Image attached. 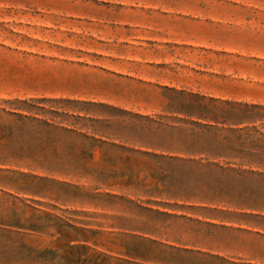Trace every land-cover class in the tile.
<instances>
[{
    "label": "rangeland",
    "instance_id": "1",
    "mask_svg": "<svg viewBox=\"0 0 264 264\" xmlns=\"http://www.w3.org/2000/svg\"><path fill=\"white\" fill-rule=\"evenodd\" d=\"M226 113L255 121L238 134L264 149V0H0V126L15 128L0 144L34 149L0 165V264H124L137 239L173 246L144 231L165 211L157 158L232 136L199 119Z\"/></svg>",
    "mask_w": 264,
    "mask_h": 264
},
{
    "label": "trees",
    "instance_id": "2",
    "mask_svg": "<svg viewBox=\"0 0 264 264\" xmlns=\"http://www.w3.org/2000/svg\"><path fill=\"white\" fill-rule=\"evenodd\" d=\"M209 101L210 104L217 102L216 100ZM225 104L231 107L242 106L240 104ZM245 107L248 106L246 105ZM32 108L35 107L33 106ZM252 108L258 109V107ZM36 109L42 112L44 111L42 108ZM25 111L31 113L29 110ZM7 114L33 122L40 129L45 127L51 131L57 130V126L45 120L22 116L14 111L7 112ZM224 115L227 118L222 120L216 117L208 118L207 116H201L199 119L203 122H212L215 125L229 126L232 136L221 139L215 135L216 137L214 139H209L208 137V140L205 141L202 140L179 147L166 148V150L176 153L177 156L157 158L158 162L162 164V167L160 168L161 171L152 173L151 177L156 181V184L150 189L152 194L186 201H191L199 197V201L206 205L202 208V211L208 217L213 218L222 215L231 216L234 212L262 211L250 202L252 199L249 197H253L256 193L248 191L237 192L230 185L215 179L209 180L203 176V174L216 172H264V159H253V157L264 154V149L244 147L243 143L247 139H243L238 134L242 130L239 127L250 125L255 123V121L248 118L233 120V115L230 116L228 113ZM235 117H241V115ZM260 117H263V115ZM259 121L263 120L259 119ZM199 125L206 130L207 135H210L212 131L218 130L209 124ZM14 129V126H0V132L4 134L2 135V139H7V136L11 135ZM23 155L33 157L34 149L31 146L16 148L8 143L0 144V165L19 163L22 160H14V157L23 158ZM238 196L242 197L243 200H238ZM144 229V231L151 232V224H146ZM69 247L84 250L86 245L82 240H79L76 245L70 244ZM89 251L92 250L89 248ZM84 257H86V254L82 253L77 257L76 261H71L70 263L83 264L86 262ZM125 258L124 264H220L217 263V259L204 256L200 252L160 244L146 238L135 240L133 246L126 249ZM63 261L66 262V259L63 258ZM219 261L222 262V260Z\"/></svg>",
    "mask_w": 264,
    "mask_h": 264
},
{
    "label": "crops",
    "instance_id": "3",
    "mask_svg": "<svg viewBox=\"0 0 264 264\" xmlns=\"http://www.w3.org/2000/svg\"><path fill=\"white\" fill-rule=\"evenodd\" d=\"M203 176L230 185L237 192L245 191V186H248L245 184L249 183L264 186L262 171L216 172ZM155 196L156 200L166 203L156 205L165 211L149 212L143 209L152 215L149 220L151 236H165L173 246L200 252L217 259L220 264H264V194L256 193L249 197L252 199L250 202L262 211L234 212L231 216L222 215L217 218L208 217L202 211L206 205L199 201V197L186 201L163 195ZM237 198L243 200L242 197ZM239 255L243 258L236 263L234 257Z\"/></svg>",
    "mask_w": 264,
    "mask_h": 264
}]
</instances>
